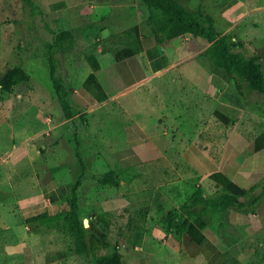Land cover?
Here are the masks:
<instances>
[{
	"label": "crops",
	"instance_id": "obj_1",
	"mask_svg": "<svg viewBox=\"0 0 264 264\" xmlns=\"http://www.w3.org/2000/svg\"><path fill=\"white\" fill-rule=\"evenodd\" d=\"M62 3L35 5L52 20L67 10L92 16L101 5L97 16L129 26L134 39L67 61L61 83L70 118L55 90L29 76L0 92V257L94 264L91 254L73 252L62 220H53L68 211L77 184L86 243L98 256L116 247L122 264H264V108L249 109L230 77L212 68L203 40L157 42L135 0ZM197 3L190 11L257 56L264 75V7L225 1L207 14ZM123 5L136 13L122 14ZM198 190L241 206L192 207L197 214L180 212L166 232L165 214Z\"/></svg>",
	"mask_w": 264,
	"mask_h": 264
},
{
	"label": "trees",
	"instance_id": "obj_2",
	"mask_svg": "<svg viewBox=\"0 0 264 264\" xmlns=\"http://www.w3.org/2000/svg\"><path fill=\"white\" fill-rule=\"evenodd\" d=\"M35 13V6L31 0H22ZM147 17L146 24L152 31L157 42L162 43L178 37L190 35L203 40L208 47L202 52L212 68L224 71L233 81L237 93L247 102L251 96L264 98V75L261 70L260 60L257 56L247 57L239 51L242 47L238 41H232L231 37L221 35L216 29L211 17L202 13H193L176 0H140ZM42 14L40 11H38ZM72 34L68 31L54 33L53 42L47 47V60L49 66V77L54 87L57 102L66 118L72 117L70 106L65 97L66 92L61 80L56 76L57 52L66 40H71ZM28 75L21 67L8 70L0 77V92L9 94L14 89L27 82ZM113 173H108L100 179L104 182ZM72 187L69 200V209L53 220L61 219L60 230L68 235L73 242V252L77 255L91 254L94 264H122L121 255L115 247L113 252L107 255H96L89 249L86 243V228L80 218V209L77 205L75 189ZM198 190L189 201L179 207L178 210L169 211L162 219L164 230L168 233L176 228L174 219L179 213L197 214L199 209L192 207L211 206L219 211H224L231 206H241L238 198L226 194H221L217 198H203ZM260 264V263H259Z\"/></svg>",
	"mask_w": 264,
	"mask_h": 264
},
{
	"label": "rangeland",
	"instance_id": "obj_3",
	"mask_svg": "<svg viewBox=\"0 0 264 264\" xmlns=\"http://www.w3.org/2000/svg\"><path fill=\"white\" fill-rule=\"evenodd\" d=\"M31 1L36 8L35 13L22 0H0V77L2 76L1 74L8 70L22 67L34 83V86H41L44 89L46 87L54 89L50 82L47 60V47L49 44H52L54 33L68 31L72 34V39L64 41L56 55V76L61 81L67 67V61L74 56L78 58L81 53L85 55L92 52L101 43H107L104 46H108L125 40L133 41L134 39L131 28H128L129 26L117 27L113 23V19H102L100 16H97L102 13V10L99 8L101 5L94 9L92 16H67L70 13L67 10L63 13L64 16H55L56 19L52 20L51 16H44L38 12L39 8L35 5L37 0ZM39 1L45 3L46 7H48L49 4L50 6H63L62 2L67 0ZM135 1L139 7L137 12L147 14L144 7L140 5L139 0ZM200 1L201 5L199 4V9L201 12H207V14L219 11L221 9L219 4L223 5L225 1H244L248 5L251 4L252 7H264V0ZM181 2L187 5L190 10H198L197 2L199 0H181ZM125 8L126 6L123 5L121 8L122 14H128L129 12L128 15L133 16L136 13L135 9H129L128 11ZM85 11L86 13L91 12L88 10ZM122 18L123 16H121ZM136 18L142 21L145 16H136ZM125 24L131 25L132 22L129 21ZM220 25L222 26V23ZM106 33H108V37L101 39L103 34L105 36ZM81 48L84 49L82 50ZM244 54L247 56L250 55L246 50ZM248 100L247 107L249 109L262 110L264 108V98L251 96ZM259 120L261 119L259 118ZM112 133L113 131L111 132V136H113ZM0 264H19V261L16 258L0 257Z\"/></svg>",
	"mask_w": 264,
	"mask_h": 264
}]
</instances>
